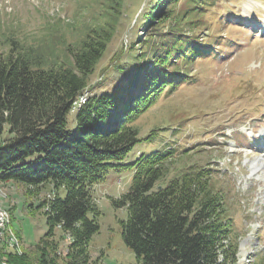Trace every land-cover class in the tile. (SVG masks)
Returning <instances> with one entry per match:
<instances>
[{
	"label": "trees",
	"instance_id": "obj_1",
	"mask_svg": "<svg viewBox=\"0 0 264 264\" xmlns=\"http://www.w3.org/2000/svg\"><path fill=\"white\" fill-rule=\"evenodd\" d=\"M102 1L108 7L103 21L87 24L58 50L14 34L4 36L5 42L0 38V180L40 189L52 183L58 192L44 211L47 229L37 244L38 264H93L87 250L99 228L93 186L110 169L132 171L128 189L113 202L126 206L121 235L135 264H237L239 238L227 191L216 184L208 164L177 166L185 151L170 144L123 162L141 139L137 118L186 81L193 59L216 53L208 33L198 36L214 1L150 0L143 37L131 41L128 59L114 57L109 83L91 84L125 3ZM56 229L72 235L65 263L57 261ZM0 256L11 264H33L26 252Z\"/></svg>",
	"mask_w": 264,
	"mask_h": 264
},
{
	"label": "rangeland",
	"instance_id": "obj_2",
	"mask_svg": "<svg viewBox=\"0 0 264 264\" xmlns=\"http://www.w3.org/2000/svg\"><path fill=\"white\" fill-rule=\"evenodd\" d=\"M212 1L214 5L206 10L198 36L205 38L203 34L208 33L206 39L216 53L212 58L193 59L186 81L161 94L137 118L135 125L141 139L123 162L170 144L185 151L178 156L177 166L208 164L216 184L227 191L239 242L245 245L238 251L237 264H251L258 259L264 262V162L252 168V161L264 156V0ZM149 3L125 0L116 32L95 66L91 84L98 79L109 83L106 78L114 70L115 61L128 59L126 50L131 41L145 29L142 17ZM105 9L108 7L102 0H0V38L5 42L4 36L14 34L26 43L40 41L58 50L71 43L76 34L80 36L87 24H100ZM140 43H135L136 48ZM117 55L118 60L113 61ZM73 118L71 111L69 126ZM157 127L164 128L148 137ZM131 175V170L110 169L93 186L92 201L99 210V228L87 240L93 264L137 261L121 235L126 206L113 202L128 189ZM49 184L51 187L40 189L0 180V210L6 212L8 229L19 245L11 249L5 235L0 236V250L26 252L28 259L38 264L37 244L47 229L44 211L58 194ZM40 200L43 205L34 208ZM71 240L69 232L56 229L53 242L57 243L59 263L67 261L66 247ZM0 259L7 261L5 256Z\"/></svg>",
	"mask_w": 264,
	"mask_h": 264
},
{
	"label": "bare ground",
	"instance_id": "obj_3",
	"mask_svg": "<svg viewBox=\"0 0 264 264\" xmlns=\"http://www.w3.org/2000/svg\"><path fill=\"white\" fill-rule=\"evenodd\" d=\"M83 99V98H82ZM264 162V156L255 158L252 161V168L255 170L259 163ZM0 217H2V230L0 231V236H4L7 238L8 243L10 244V248L13 249L14 247L19 246L17 240L15 239V235L8 229V216L5 211L0 210ZM16 251V250H15ZM0 264H9L6 260L0 259Z\"/></svg>",
	"mask_w": 264,
	"mask_h": 264
},
{
	"label": "built area",
	"instance_id": "obj_4",
	"mask_svg": "<svg viewBox=\"0 0 264 264\" xmlns=\"http://www.w3.org/2000/svg\"><path fill=\"white\" fill-rule=\"evenodd\" d=\"M81 98H83V97H81ZM0 231H3L2 230V217H0Z\"/></svg>",
	"mask_w": 264,
	"mask_h": 264
},
{
	"label": "water",
	"instance_id": "obj_5",
	"mask_svg": "<svg viewBox=\"0 0 264 264\" xmlns=\"http://www.w3.org/2000/svg\"><path fill=\"white\" fill-rule=\"evenodd\" d=\"M241 244H242V242H240V244H239V249H240V247H241Z\"/></svg>",
	"mask_w": 264,
	"mask_h": 264
},
{
	"label": "crops",
	"instance_id": "obj_6",
	"mask_svg": "<svg viewBox=\"0 0 264 264\" xmlns=\"http://www.w3.org/2000/svg\"><path fill=\"white\" fill-rule=\"evenodd\" d=\"M1 250L4 251L3 247L1 248ZM1 250H0V252H1Z\"/></svg>",
	"mask_w": 264,
	"mask_h": 264
}]
</instances>
